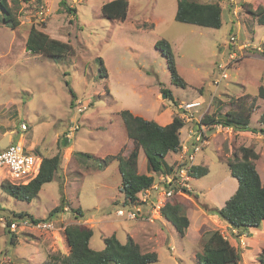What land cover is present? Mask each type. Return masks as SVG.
Listing matches in <instances>:
<instances>
[{
    "label": "rangeland",
    "instance_id": "rangeland-1",
    "mask_svg": "<svg viewBox=\"0 0 264 264\" xmlns=\"http://www.w3.org/2000/svg\"><path fill=\"white\" fill-rule=\"evenodd\" d=\"M64 1L66 5L61 0H30L18 5L12 2L18 8L20 25L13 29L0 21V150L18 141L25 151L33 150L41 158L52 157L65 138L70 140L69 146L63 147L60 169L32 201L7 194L2 188L4 182H0V215L29 212L48 218L62 197L66 200V210L54 218L59 226L56 230H18L14 235L0 227V264H53L52 254H67L70 250L65 234L70 224L93 228L90 244L96 250L105 247L104 237L112 233L122 242L132 236L142 252H157L159 260L151 264H200L198 255L204 239L219 229L241 252L239 264H259L264 221L253 233L249 231L252 237H246V245L241 248L237 245L240 232L236 229L235 234L227 221L211 211L224 206L238 187L227 161L241 145L260 153L255 163L264 175L263 132L222 127L209 131L206 147L195 163L207 166L209 172L191 178L187 187L191 193L184 191L175 196L190 219L184 236L160 215L161 211L154 213L158 206H147L148 213L153 212L151 219L129 220L118 215V209L127 210L122 205L119 163L113 159L105 166L100 164L119 151L127 156L134 146L120 115L122 109L139 111L146 119L158 118L165 125L178 114L181 102L205 99L204 107L209 104L206 113L213 114L218 100L227 102L245 94L256 97L264 85V25L249 8L264 6V0H199L221 3L220 28L178 21L177 0H129L124 21L103 15L101 7L106 0ZM42 2L48 6L44 19L38 14ZM66 6L76 10L70 12ZM33 24L69 41L75 53L61 59L31 53L25 42ZM161 39L171 43L185 84L172 80L166 58L155 47ZM235 49L240 54L230 58L229 52ZM226 64L228 77L221 79L216 89L219 67ZM163 88L172 91L176 104L164 96ZM255 103L251 126L260 128L264 99L256 97ZM86 105V109H79ZM228 108L225 106L223 112ZM189 125L182 128V142L188 137ZM75 151L94 157L79 158ZM139 153V172L151 174L144 151L140 149ZM167 161L174 169L180 155L171 153ZM152 173L155 179L162 174ZM79 207L85 215L76 213L79 217L75 218L72 210Z\"/></svg>",
    "mask_w": 264,
    "mask_h": 264
},
{
    "label": "trees",
    "instance_id": "trees-1",
    "mask_svg": "<svg viewBox=\"0 0 264 264\" xmlns=\"http://www.w3.org/2000/svg\"><path fill=\"white\" fill-rule=\"evenodd\" d=\"M28 2L30 0H0V21L11 28H17L20 25L18 19L17 7L11 3ZM66 5L64 0H61ZM67 10L72 12L75 8L66 6ZM101 11L103 15L112 20L124 21L129 12V0H109L102 4ZM222 5L219 1L202 2L199 0H177L176 19L184 23H192L203 27L220 28L223 24ZM249 11L258 20V23L264 25V6L249 8ZM25 47L33 54L44 55L51 59H61L69 57L75 53L74 46L69 41H64L53 37L48 32L39 28L36 24L30 27ZM161 54L166 58L172 80L177 84H185L178 71L175 54L171 43L166 39L158 40L155 44ZM233 47V46H232ZM103 63L102 60H100ZM105 68V67H104ZM105 72V71H104ZM107 72V71H106ZM69 84V82H67ZM166 97L176 101L171 90L162 89ZM70 91L73 96L75 92ZM256 97L264 99V85H261ZM256 97L250 94L239 96L236 99L230 98L227 102L217 101L216 112L206 114L203 122L209 124V131L214 125L221 124L232 130L245 132H263L264 133V112L259 118L260 128L251 126L252 115L256 108ZM229 106L225 112L223 109ZM181 110V109H179ZM179 113L173 115L171 122L162 125L154 119H146L143 116L135 115L129 109H122L120 115L123 119L124 127L129 139L134 143L131 151L125 156L122 151L115 155H108L102 159L101 166L107 165L109 160H117L119 170L122 175L121 191L124 193V206L133 204L144 205L140 193L151 187L156 181L155 173H169L173 170L172 164L168 163L167 157L171 153H177L181 150L182 128L186 122L179 116ZM61 149L52 157H43L38 175L27 184H17L9 180L4 181L2 188L7 194L16 199L32 201L38 195L43 185L50 182L60 169L63 158V147L69 146L68 138L64 139ZM206 147V146H204ZM203 147V148H204ZM202 148V149H203ZM142 149L146 155L147 168L149 173H141L138 170L139 152ZM74 155L79 158H92V154L84 151H75ZM260 158V153L250 146L241 145L228 159L227 165L230 173L237 178L238 187L232 196L226 201L225 205L214 209L221 219L227 221L232 227L240 233L251 231L253 228H259L264 221V179L257 170L255 161ZM209 172L207 166L195 164L190 169L193 178H198ZM186 191L191 193L184 187ZM176 198L169 200L161 209L162 216L173 223L179 235L184 236L190 225V219L186 214L183 205L175 201ZM66 200L62 197L61 204L49 212L48 218H39L29 212H12L11 215H0L7 219L9 232L17 235L10 229L12 221H22L29 219L38 222L42 219L54 220L59 216V212L64 209ZM68 210V209H67ZM75 214L84 216L81 207L72 210ZM77 214L74 216L78 218ZM58 226V225H57ZM65 234L70 250L67 254H52L50 258L53 264L62 261L64 264H151L159 260L155 251L142 252L140 244L129 236L128 241L122 242L115 233L104 237L105 247L96 250L91 247L90 240L94 234L93 228L82 227L77 224H70L65 228ZM251 236L249 232L248 235ZM16 243V239L12 238ZM242 248L240 244H237ZM200 264H239L242 254L239 249L231 243L219 230H212L203 241V250L198 255ZM259 264H264V248L258 256Z\"/></svg>",
    "mask_w": 264,
    "mask_h": 264
},
{
    "label": "built area",
    "instance_id": "built-area-1",
    "mask_svg": "<svg viewBox=\"0 0 264 264\" xmlns=\"http://www.w3.org/2000/svg\"><path fill=\"white\" fill-rule=\"evenodd\" d=\"M45 6V3L42 2L38 10L39 17L42 19L48 15V6L47 8ZM238 55L239 53L233 50L229 54V57L235 58ZM220 67L223 68L222 77H228L224 66L221 65ZM208 107L209 104L204 107V103L201 100L181 102L178 104V108L181 109L179 110V116L184 119L186 124H190L188 128L192 126L188 130L186 140L181 141V150L177 153L180 155V162L171 174L162 173L151 187L144 189L140 193L142 202H145L144 205L133 204L132 206H126L127 210L120 208L117 210L118 215H125L129 220H136L138 218L151 219L153 212L148 213V205H152L153 208L158 206L159 209H154V213L159 212L169 200L174 199L177 194L182 195L186 191L184 187H189V182L193 178L190 174V169L195 165L198 153L201 152L209 140V124L202 121ZM85 108L86 106H83L79 109L82 111ZM214 126L218 128L222 127L220 125ZM22 127L27 128L25 124ZM22 147L23 143L17 142L11 143L5 149L0 150V171L2 172V174L0 173V182L12 180L13 183L27 184L38 175L42 158L33 150L29 149V151H25ZM6 226L7 219L0 216V227L6 228ZM58 227L54 220L48 219H42L38 222L24 219L22 221H12L10 224V229L13 231L19 228L56 230ZM232 230L235 234L238 233L235 228H232ZM224 236L226 238L228 237L225 234ZM245 238V235H239L238 240L241 246L246 245Z\"/></svg>",
    "mask_w": 264,
    "mask_h": 264
},
{
    "label": "clouds",
    "instance_id": "clouds-1",
    "mask_svg": "<svg viewBox=\"0 0 264 264\" xmlns=\"http://www.w3.org/2000/svg\"><path fill=\"white\" fill-rule=\"evenodd\" d=\"M237 48H238V47H237ZM235 50H236L237 53H238V50H237V49H235ZM232 51H233V50H232ZM232 51H230L229 54H230ZM239 54H240V53H239ZM223 66H224V69H225V71H226V73H227V69L229 68V67H228V64L223 65ZM219 68H220V70H221V76H220V79H217V80L214 81V84H215V86H216V89L218 88V86H219V84H220V82H221V79H223V77H222V69H223V68H222V67H219ZM227 75H228V73H227ZM226 78H227V77H226ZM195 100H201V101H203L204 105H205V103H206V102H205V99H195ZM191 101H193V100H191ZM82 107H83V106H82ZM86 108H87V105H86ZM86 108H85V109H86ZM206 114H207V113H205V115H206ZM203 118H204V117H203ZM217 125H220V126H222L223 128H228L229 130H232L231 128H229V127H224V126L221 125V124H217ZM214 127H216V126H214ZM73 128H74V129H73ZM216 128H218V127H216ZM71 129L75 130V127H72ZM181 141H182V140H181ZM177 153H178V152H177ZM177 153H176V154H177ZM232 228H234V227L231 226V229H232ZM235 229H236V228H235ZM240 234H241V235H245V236L247 235L246 233H240ZM246 237H247V236H246ZM228 239H229V238H228Z\"/></svg>",
    "mask_w": 264,
    "mask_h": 264
},
{
    "label": "crops",
    "instance_id": "crops-1",
    "mask_svg": "<svg viewBox=\"0 0 264 264\" xmlns=\"http://www.w3.org/2000/svg\"><path fill=\"white\" fill-rule=\"evenodd\" d=\"M106 1H109V0H106ZM103 4V3H102ZM129 4H130V1H129ZM134 113L135 114H139V115H143V113H141V112H139V111H134ZM153 119H156L159 123H161L162 121L160 120V119H158V118H154L153 117ZM161 121V122H160ZM170 120H168L166 123H168ZM165 123V124H166ZM162 124V123H161ZM162 125H164V124H162ZM18 142V141H17ZM70 142V141H69ZM21 143V142H20ZM70 148H73L72 147V145H70ZM73 151V150H72ZM263 179H264V175L263 176H261ZM226 222V221H225ZM226 223H228V222H226ZM227 226H229L230 227V229H231V225L228 223V225ZM254 230V228L253 229H251V231H252V233L254 232L253 231ZM258 230V229H257ZM247 235L249 234V232L247 231V232H245ZM132 237V236H131ZM248 237H252V236H247V238ZM133 238V237H132Z\"/></svg>",
    "mask_w": 264,
    "mask_h": 264
},
{
    "label": "water",
    "instance_id": "water-1",
    "mask_svg": "<svg viewBox=\"0 0 264 264\" xmlns=\"http://www.w3.org/2000/svg\"><path fill=\"white\" fill-rule=\"evenodd\" d=\"M164 96L166 97V94L164 93Z\"/></svg>",
    "mask_w": 264,
    "mask_h": 264
}]
</instances>
